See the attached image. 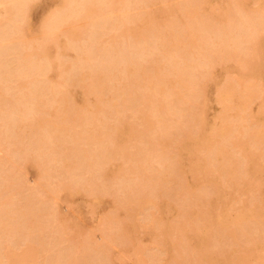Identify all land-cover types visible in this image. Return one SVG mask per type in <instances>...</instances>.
<instances>
[{
    "label": "bare ground",
    "instance_id": "obj_1",
    "mask_svg": "<svg viewBox=\"0 0 264 264\" xmlns=\"http://www.w3.org/2000/svg\"><path fill=\"white\" fill-rule=\"evenodd\" d=\"M12 1L14 0H0V4H10ZM124 1L18 0L2 10L5 26L9 24L10 28L5 34L7 37H4L1 32L5 26H0V38H2L0 40L5 39L14 43L3 47V50L0 49L3 52V55L0 52V70H3L4 67L8 68L7 71L5 68L0 73V84H2L0 103L4 106L5 111L9 108V114L15 116L16 114L18 116L17 112L19 115H26L25 105L29 104V107L31 105L33 109L29 115L39 121V126L41 125L39 129L45 127L41 123V118L48 115L53 124L48 129L52 131L53 136L48 142L44 140L45 137L38 135L26 145H21L19 142L23 137L21 131L28 126L22 117L15 118L13 123H11L12 121L5 122L1 126L0 139L11 140L13 145L17 146L16 151L21 153V156L25 155L24 158L28 160L32 158L33 161H23L17 164L18 161H13L10 159L11 157L8 158V154L0 155V197L10 196V193L5 195V192L13 190L20 192L29 190L28 194L24 195L26 198L22 197L24 200L21 198L23 203L20 200V206L15 208L16 216L19 218L11 215L6 209L16 205L13 199L0 203V206H3L0 210V233L19 237L22 236L21 230L26 236L32 230L37 229L40 232V237L22 247L2 243L0 239V264H37L39 253L43 252L46 247V235L52 237L55 243L65 238L69 244L60 256L51 255L50 257L47 253L46 257L48 258L43 261V264H89V260L92 261V257L95 255L97 260H100L98 257L101 258L100 262L103 264H115L110 257L111 251H108L111 246L104 243L102 239L105 237L106 242L115 245L117 243L115 237L120 236L125 240L122 245H120L121 242L117 244L121 249L134 246L133 241L129 242L128 239L132 240L131 230L139 220L135 219L138 214L134 217L130 212H134L133 208L135 209L138 204L143 202L153 204L152 212L149 215L150 222L145 228H148L147 233L152 237L150 240L153 242L154 239L156 245L164 249L165 255L169 257V261L165 264H230L233 260H235L234 264H246V258L250 254L255 256L254 264H264V256L255 255L258 250H264V200H258L256 196H248L243 202L240 213L236 208L233 210L235 214H228L227 203L233 200L231 198L234 197V194L229 195L226 190V194L231 197V200H227V203L225 201L221 218L213 219L210 199L206 197L205 192L199 189L195 177L189 176L192 181L188 182L186 166L182 159V154H190L194 146H199L200 149L206 151L205 153L201 152L202 156L201 154L199 156L200 151L199 153L197 151L196 163L207 161V158L213 154V150L217 151L211 159L209 170L206 173L209 175V184L222 192L226 188L233 192L240 187L244 191L251 189L248 181L262 170L256 166L255 162L257 158L261 157L262 159V155L264 158V153L258 148L264 144L263 122H261L263 126L258 123L259 128L254 126L249 130H244V126L241 128L242 122L237 124L236 120L238 119L240 122L247 118L246 115L251 112L249 102L252 106V100L260 96L259 90L260 92L264 91L261 90L264 86H260V82H257L259 86L250 82L251 79L256 82L257 79L254 76L264 73V65H262L264 62H259L264 58V34L261 35L264 33V0H257L255 8L252 7L251 0H231L226 1L225 4L219 3L217 6H214L216 2H213L215 4L211 8L214 6L216 9H209L212 12L220 9L230 21L231 19L236 21L238 27L244 30L258 31L253 32L254 34L249 38L235 35L238 34L235 32L230 40H226L224 37L233 32L230 29L231 25L218 23L219 21L217 22L213 13L208 18L207 15L206 18H203L191 12L194 18L191 25L195 26L194 32L197 34L190 37L180 33L182 29L178 27L177 23L168 26L164 31L166 33L152 25L157 23L154 16L155 10L151 3L155 0H144V3H149V5L142 6L135 2L134 14L130 18L123 19L121 4ZM180 3L182 4V2L178 4ZM210 4L208 8H210ZM179 6L177 8H180ZM92 9L93 11L101 10L104 13H100L102 17H98L104 20L103 23H110L116 29H122L121 32H130V37H132L129 41L130 46L138 40L139 36L146 33L148 36L144 44H148L149 41L153 42L148 44L144 52V56H147L148 59L142 57L145 62H143L144 60L137 62L129 55L127 56L121 47H115L114 44L101 47L100 37L96 36L92 38L90 46L79 45L78 42L81 38L79 28L83 27L79 23H83L88 18V12ZM109 12L121 14L120 19L115 21L109 18L107 15ZM184 13L188 14L187 11ZM124 20L130 26H125ZM191 21H187V24ZM61 25H64L66 29ZM88 25H90L89 22ZM96 26L99 27V24ZM57 28L64 30L69 36L64 47L61 46L63 51L60 53L58 51L61 49L57 51L59 35L50 36L51 32ZM42 32H49L48 36ZM213 32L222 33L220 36H212ZM93 53L104 55L105 59L101 64L105 62V67L103 65V68L99 69L94 66L95 69H93L92 65L88 64ZM160 54H162V58H160ZM4 55L6 57H2ZM10 55L14 57L12 60L14 63L16 62L15 64L13 61L8 62L7 56ZM165 55L167 56L165 57ZM164 58V62L172 66L170 70L172 78H169V72H161L163 68L159 65V60ZM20 60H25V65L37 66L38 72L44 75L46 87L42 86L41 89L32 90L27 86L31 84L30 73L26 72V69L20 72L15 71V66ZM3 62L8 63L7 66ZM217 66L221 67L220 70L223 72L235 70L237 77L230 78V75L228 76L226 73L225 80L223 78L213 82V85L217 84V88L223 84L226 98L222 102L219 101V105L222 106L219 108L220 114L218 112L217 114L220 116L218 121L221 123H217L219 126L214 128L211 125L210 129H213H209L210 131L207 132L209 134L205 138L203 130L207 127V112L203 103H205V91L209 87L208 83L212 80L213 74H218L216 70L214 71ZM59 78H63L67 85L64 89L58 81ZM115 82L121 84L120 89L112 84ZM10 83L15 84V87L14 85L9 86ZM217 88L214 89L217 90ZM43 89L51 97V104H56V109L52 112L45 110L46 102ZM20 104H22V108H18ZM259 110L261 111V109ZM73 111H78L80 118L70 117ZM256 111L258 110L255 109ZM211 119L213 123L217 117ZM161 120H166L172 127H166L163 134L152 138L151 133L156 130V125ZM256 122L253 121V125ZM178 126L191 130L189 137L192 139L181 141L179 138L181 128ZM135 132H140L141 135L138 136L140 141L136 144L135 151L129 152V148L126 149L127 147L125 148L123 145V138L127 141L137 140ZM169 145H174L176 148L172 154L166 150ZM43 150L45 153L40 154ZM230 150L236 151L235 154ZM148 152L160 154V162L163 165L161 170L154 171L150 166L152 161L149 162L144 158ZM197 153L193 155L196 157ZM196 163L192 162L189 165L191 172L192 166ZM51 164L56 166L54 170L67 178V181L63 178L64 181L60 182L55 189L49 190L47 198L43 200L39 194L45 188L41 186L26 189L28 188L26 186L29 185H24L28 180L24 172L29 169L34 171V184L45 182L51 172L49 171ZM131 174L132 176L136 175V184L132 183L133 185L129 189L127 187L130 185L127 184L123 192L126 194V188L128 189L126 197L117 199L118 196L120 198V195L115 197L113 191L110 190V188H115L110 185L109 181L113 178L115 181H119L126 175L130 178ZM84 175H89V177L86 176V179ZM30 180L33 181L31 178ZM124 180L121 179L119 182ZM28 182L30 183L29 180ZM149 183L155 184L160 191L156 193L154 188L155 191L150 190L151 193H154L153 195L148 196L147 192V195L140 194V187ZM70 186L75 188V192L87 195L90 202L98 203L109 195L108 198L112 199L115 207L112 209L125 213L126 217L122 216L124 220H117L116 218L119 216L114 218L115 214H113L114 217L111 214L112 216L107 220L104 218L106 225L110 226L109 222L112 219L118 222L117 226L120 224V227L118 226L120 230L115 229L118 231L117 234L103 233L106 228L105 230L101 228L103 229L102 233H97L103 234L104 237L102 238L100 235L102 239L100 238L98 241L104 245H100L101 242L93 241H96L95 238H97L93 227V229L89 227L92 231L88 230L89 228L85 230L87 231L85 235L88 237L80 239L79 224L68 216H61L57 212V201H65L71 197L67 190ZM154 186L152 185V187ZM115 191L117 190L115 189ZM20 192L18 194L22 193ZM239 192L241 193L240 189ZM180 204H183L185 208L179 206ZM65 208H69V206ZM167 210L176 213V216L173 215L175 217L173 222H169L171 219L168 222H163L167 221L163 218V212L168 213ZM102 216L104 217L103 214ZM107 216L109 217V215H105V217ZM122 217L120 216V218ZM126 219L128 220L126 221ZM117 226L114 227L118 228ZM195 243L200 244L198 249L194 247ZM140 244L143 245V243ZM139 245L131 248L132 251ZM105 246L108 247L103 248ZM120 247L117 246L118 249ZM215 249L219 250L218 256L213 252ZM172 251H174V255ZM120 252L123 254V251ZM239 252L241 256L238 257ZM140 253H144V250L138 254ZM136 254L133 253V259ZM138 258L134 259L136 264H156L149 257V260L148 258H140V260ZM119 259L118 255L115 259L118 264L121 262ZM127 259L130 261L129 257ZM93 261L91 264H96Z\"/></svg>",
    "mask_w": 264,
    "mask_h": 264
},
{
    "label": "rangeland",
    "instance_id": "obj_2",
    "mask_svg": "<svg viewBox=\"0 0 264 264\" xmlns=\"http://www.w3.org/2000/svg\"><path fill=\"white\" fill-rule=\"evenodd\" d=\"M17 1L18 0H14L10 4H8V3H6V4L5 3L4 4H0V26H5L6 25V22L4 20L5 17H4V15H2V10L8 8L13 2H17ZM226 1L229 2L231 0H155V1L151 2V3H152V5L154 7V10H155L154 11V13H155L154 16H155V19L157 20V23H154L152 25L154 27H156V28L158 27V30H160L161 32L166 33L164 31L168 28V26H170L173 23H177L178 24V27L180 29H182L181 32H180L181 34H185L186 36L188 35L190 37H194L197 34V32H194L196 30L195 29V26L194 25L193 26L191 25V23H193V19H194L193 18V14L191 12H194L197 15L202 16L203 18L204 17L206 18V15H207V18H208L210 16V14L213 13V14H215V17H216L217 22L219 21L218 23H224V24L231 25V28L230 29L233 32L227 34L226 37H224L226 40H230V37L232 38V36H233V34L235 32H238V34H235V35H240V37L241 36L242 37L245 36V38H249L250 36H252L254 34L253 32H258L256 30H252V31H250V30H244L241 27H238L237 24H236L237 22L234 21V20H232V19L230 21V19L227 16H225L224 15V12L221 11L220 9L216 10L215 12H212L211 10H209V9H216V7H214V6H217V4H219V3H224L225 4V3H227ZM251 1H252V7L255 8L256 5H257L256 4L257 3V0H251ZM135 2H137L141 6L142 5H149V3H144V0H125L121 4V7H122V13L121 14L123 16L122 17L123 19L124 18H130L134 14V3ZM179 2H182V4L181 3L178 4ZM213 2H216V4L213 3ZM209 4L211 5L210 8H208ZM213 4H215V5L213 6V8H211ZM177 6H179L182 9L177 8ZM177 9H179V10H177ZM183 9H184V11H182ZM92 11H93V9L88 12V15H89L88 18L85 21H83V23H86L87 25L86 24H83L82 22L79 23V24H82L83 25L82 28H79V30H81V33H80V37L81 38H80V40L78 42L79 45H81L83 47L90 46L89 44L91 43L92 38L94 36H96V37H100V46L101 47H107V46H111V44L112 45L114 44V45H116L115 47H121L122 50L125 51V53L127 54V56L129 55L133 60H135L137 62H142L144 60L143 58L148 59V58H146L147 56H144L145 55L144 52L146 51L145 49L148 47V44L149 43L151 44L152 41L151 42L149 41L148 44H144V41L147 39V36H148L146 33H144L142 36H139L138 37V40H136L134 42V44L132 46H130L129 44H131V43L129 41H131V39H132V37H130V34H131L130 32H121L122 29H116L114 27V25H111L110 23H106V22L103 23L104 20L98 18V17H102L101 14H104L103 12H101V10H97L98 12L96 10L93 11V12ZM186 11L188 13L187 15L184 13ZM121 14L115 13V12L114 13L113 12H109V14H107V15H109V18H111V19H113V20L116 21V20H119L120 19ZM94 20L97 23H95ZM183 21H185V22H183ZM187 21H191V22H189L187 24ZM88 22L90 23V25H88ZM97 24H99V27L96 26ZM124 25L125 26H130L125 20H124ZM61 26H63L65 28L64 25H61ZM9 28H10V26L8 24L7 26L4 27L3 32H1L4 37H7L5 34L9 30ZM63 31L64 30L57 28L53 32H51V35H50V36L55 35V34H58L59 35L58 42H57V46L59 47V49L57 48V51L60 50L62 47H64V45L69 40V38H68L69 36H67L66 35V32L65 31L63 32ZM48 33L49 32H42V34H45L46 36H48ZM221 33L222 32H213L212 33V36H220ZM263 34L264 33H262L261 35H263ZM89 37H90V39H89ZM0 39H2V38H0ZM159 42L161 43V40H159ZM13 43L10 42V41H7L5 39L0 40V49L3 50L5 47H8V46H10ZM62 49L60 51H58V53H60L61 51H63ZM2 50H0V52ZM2 53L3 52H1V54ZM263 53H264V50H263ZM103 56L104 55H102V54L99 55V53H96V54L93 53V56H91V60H90V62L88 64L89 65H92V68L93 69H95L94 66L98 67L99 69L105 67V62H104V64H101V63H103V60L105 59V57L103 58ZM166 56L167 55H165V57ZM2 57H6V56L4 55ZM162 57H163L162 54H160V58H162ZM7 58L9 60L8 61L9 63H11V61L14 60L13 59L14 57L12 55L7 56ZM164 60H165V58L162 59V60H159V65L163 68V71H161V72H164V73L169 72L168 76H169V78H172V74H170V70H171L172 66L170 64H166L164 62ZM3 61H6V60H3ZM67 62H66V64L69 63V62L68 63ZM143 62H145V60ZM259 62L260 63H263L264 62V58L263 59H260ZM13 63H14V61H13ZM4 64H6V63H4ZM7 64H6V66H7ZM25 64H26L25 63V60L18 61L17 65L15 66V71L20 72V71H24L26 69V72L28 71L30 73V75L29 74L28 75H29V80H31V84H28L27 85L30 89H32V90H34L36 88L37 89L38 88L41 89L42 86L47 85L44 82L45 81V78H44L43 73L38 72L36 65H25ZM262 65H264V63ZM5 68L6 67H4V69ZM220 68L221 67H219V66L215 67L214 71L216 70V73L218 72V74H216V75L213 74L212 80L208 83L209 84V87L205 91V98H204L205 103H203V107H204V109L206 108V112H207L206 113V119H207V125L206 126L207 127H205V129L203 130V135H204L205 138H206L207 134H209L207 132H209L210 130H212L214 127H217V125L219 126V124L221 123L220 121H218V119H219L220 116L217 114V112L218 113L220 112L219 108H221V106H222V105L220 106L219 103L222 102V101H224L225 98H226V90L223 87V84L220 85L221 87H218L217 88V84L216 85H213V82L215 80L220 81V80H222L224 78V76L226 77L227 75L228 76L230 75V78H232L234 76L237 77V74H236V71L235 70L234 71H230V72H223L222 70H220ZM7 69L8 68H6L5 70L7 71ZM3 70H0V73ZM226 73H227V75H226ZM231 74H232V76H231ZM258 77H259V79H258ZM254 78L257 79L256 82H253L254 79H251L252 81H250V82L256 83L257 85L260 82V86H264V73H262V74L259 73L258 75L254 76ZM224 80H225V78H224ZM58 81L61 83L63 89L67 86L63 78H59ZM10 84H9V86H13L14 85V87H15V84H11V85ZM112 84L113 85L115 84L117 89H120V87H121V84L120 83L115 82V83H112ZM1 86H2V84H0V87ZM14 87H10V88H14ZM45 87H43V88H45ZM214 88L215 89L217 88V90H215ZM238 89H239V87H238ZM260 89H261V87H260ZM32 90H29V91L31 92ZM43 90H44L45 95L43 94ZM43 90H42V92L41 91L40 92L42 93V96L44 95V101L46 102V108H45V110L46 111H49V112H52V111H54L56 109V104H51V102H50L51 97L45 92V89H43ZM261 90H264V87H262ZM215 91H216V94H215ZM259 95H258L259 96L258 98L256 97L258 99V101H255V100H257L256 98L252 100V104H253L252 106H251V104L249 102V105L251 106V107L249 106V109L251 108L250 109L251 112L248 110L250 113H248V115H246L247 118L244 119L246 121L242 120V121L239 122L238 119L236 120V123L237 124H240L242 122L241 123V128H242V126H244L245 127L244 130H249L251 127H254V126L256 127L259 124H260V126H263V124H264V113H262L264 111V108H263L264 107V103H263V101H264V91H261L260 92V90H259ZM97 100H98V98H97ZM262 103H263V105H261ZM257 105H259V106H257ZM261 106H263V107H261ZM257 107H259V108L257 109ZM18 108H22V104H20V106ZM25 108H27L26 109L27 111L25 110V114L26 115H19V112L16 111L18 113V116H17V114L15 116L13 114L12 115L9 114L10 113L9 112V108L5 111L4 106L0 103V130L2 129L1 128L2 124H4L5 122H8L9 123V122L12 121L11 123H13L15 121V118L17 119L19 117H22V119L26 121V124L28 126H26L21 131V134L23 135V137L19 140V142L21 143V145H24V144L26 145V143L31 142L32 138L33 139L37 138L38 135H40L41 137H45L46 139H44V140H46V141H48V140L51 141V136H53V135H52V131L50 129H48V127L53 126L52 120L49 119L48 115L43 116L41 118V123L45 127H44V129H39L40 126H41V125L39 126V121L35 120L34 118H31V116L29 115V113L32 112L31 110L33 109V107H31V105L29 107V104H28L27 106L25 105ZM255 109L258 110V111H256L258 113L255 112ZM259 109H261V111ZM252 112H253V114H252ZM70 117H75L77 119V118H80V114H79L78 111H73L70 114ZM97 117H98V115H97ZM99 117H100V115H99ZM216 117H217V120H215V122L212 123V119L211 118H214L215 119ZM231 121H233V120H231ZM253 121L254 122L257 121L255 125H253L254 124ZM109 122H112V121H109ZM261 122H263V124H261ZM217 123H219V124H217ZM243 123H244V125H242ZM211 125L213 126L212 129H210V126ZM29 126H31V127H29ZM166 127H172V125H169L166 120H161L156 125V130L153 133H151V137L154 138V137H157L160 134H163V131H164V129ZM178 127L181 128L179 130V138L181 139V141H189V140L192 139V138L189 137V134L192 132L191 130L187 129V127H185V128L184 127H180V126H178ZM75 129L78 130L77 127H75ZM38 130H40V131H38ZM140 135H141L140 132H135V136H136V139L137 140H133V141H127L126 139L123 138V143H124L123 145L125 146V148L127 147L126 149L129 148L128 149L129 152H134L135 151L136 144L140 141V138L138 137ZM196 147L198 148L199 146H194L193 149H192V152L190 154H182L183 155L182 156V159L184 160V163H185V166H186L185 167L186 177L188 179V182H191L192 181L191 178L192 177H195L196 180H197V184H198L199 189L202 190L203 192H205L206 193V197L208 199H210V210H211V215H212V218L213 219H220L221 218V214L223 213V205H224L225 201L227 203L228 201H230L231 199H233L231 202L227 203L228 204L227 205L228 208H226V209H227V213L228 214H235V213H233V210H235L237 208V209H239V213H240L241 208L243 206V202L246 200V198L248 196H256L258 200H261V201L264 200V158H263V155H262V159H261V157L256 159V162H255L256 163V166L262 168V170L259 171L257 174H255L252 178L250 177L251 179L249 178L250 180L248 181V184H249V187L251 188V189H249L250 191L247 190L249 192L244 191V190H241V187L239 188L240 191H241V193L239 192V189H235L234 190L235 193H234L233 190L228 189V188H226L224 190V192H222L220 190H216L215 188H213L209 184V182H208L209 175H208V173H206V171L209 170L210 161L216 155L217 151L213 150V154L210 157L207 158V161H205V162H201L200 161V162H197L196 163V160L195 159L198 158L199 151H200L199 156H200L201 152L203 153V151H204V149H200V147L197 149ZM258 148H260L261 152L264 153V144H262ZM236 149H238V148H236ZM16 150H17V146L16 145H13V142H11V140H2V139H0V155L2 154V155H5L6 156L8 154V158L11 157L10 159H12L13 161H16V160L18 161L17 164L18 163H22L23 161H29V160L33 161L32 158H29L28 157L29 160L27 158H24L25 155H22L21 156V153L17 152ZM166 150L168 151V153L172 154V153L175 152L176 148H175L174 145H169ZM194 151H196V152H194ZM197 151H198V153H197ZM8 152L10 153V155H9ZM205 152L206 151H204V153ZM230 152L233 153V154H235L236 151L230 150ZM43 153H45V150H43V151L40 152V154H43ZM194 153H197L196 157L193 155ZM148 154H150V155H148ZM159 155H158V153L156 155L155 152H148L144 156V158L147 159L149 162L152 161V164L150 163V166L152 167V169L154 171L155 170L156 171L157 170H161L163 168V165L160 162ZM202 155L203 154H201V156ZM1 159H2V156H1ZM187 159H188V161H187ZM119 160H121V159H119ZM119 160H118V162H119ZM193 160H195V161H193ZM192 162H193V164L194 163H196V164L192 166V172H191V169L189 168V165L192 164ZM52 164L49 167V169H50L49 171H51V172L49 173V177L45 180V182H40V183L38 182L37 184H34L33 183L34 180H35V173H34V171L32 169H29L27 172L26 171L24 172L27 175V179L30 181V183H29L28 180H27V182L24 184L25 186H26V184L29 185V186H26V187H28L26 189H29L31 187L32 188L33 187L39 188L41 186H43L45 188V190L42 193L39 194V196L43 200L47 198L49 190L55 189L56 186L60 182L64 181L63 178L65 179V181H67L66 180L67 178H65L63 175H59L54 170V168L56 166H53ZM215 164H217V162H215ZM187 169H188L189 173H188ZM194 169H195V171H194ZM25 174H24V178L26 177ZM133 175L134 176H132V174H131L132 177H130V178H128L129 177L128 175H126V177L124 176V177L121 178V179H125L127 182L125 180L122 181V182H119L121 179L120 180L118 179L119 181H117V180L115 181L114 178L109 181L110 182V185H113L114 187L113 186L112 187L117 190V191H115V189H111L110 188V190L113 191L115 197H117V195H120V198L118 196L117 199L125 198L126 197L125 195L127 194V191L129 189V187H131L133 185L132 183L136 184L137 178H136V175L135 174H133ZM86 176H87V178L89 177V175H84L85 178H86ZM189 176H191V178ZM30 178L33 181H31ZM132 178H134V179L132 180ZM135 178H136V181H135ZM24 180L26 181V179H24ZM32 183H33L34 186L31 185ZM127 184L130 185V186L127 187L126 186ZM120 185H122V186L120 187ZM152 185L154 186L155 184L149 183L148 185H145V186L143 185V187L141 186L142 188L140 187V189H139L141 191L140 194H144L145 193L147 195V193H148V196L153 195L154 193H151L152 191H150V190H153V191L156 190L157 191L156 193H158L160 190L158 191V189L156 188V185L154 187H152ZM125 187L128 188V189L126 188V194L123 193L125 191ZM146 187H148V188L146 189ZM121 188H124V189H121ZM154 188H155V190H154ZM141 189H143V190H141ZM23 190H25V189H23ZM67 190H68L69 195H71V197L67 198V200H65V201H57V204H56L57 205V212H59V214L61 216H68L72 220L76 221L77 224H79V226H80L79 231L81 233L80 239H83V237L84 238L88 237L87 235H85V234H87V233H85V232H87L85 230L87 228H89V227H91V228L93 227L94 228V231H96L95 232L96 233V236L95 235L94 236L97 237V238H95L96 241L93 240L94 242H98V243L101 242V241L99 242L98 240L101 237L103 238L104 236H102L103 234H100L101 235V237H100V235L97 234V233L98 232L99 233H102L103 229L105 230V228H106V230L103 233L109 232V234H114V233L117 234V232L120 230L119 229L120 224H118V226H119L118 227L117 226V223L118 222H116L115 219H112L109 222V224H111L110 225L112 227L111 228L109 225H106L107 223L105 221L108 218H110V216H112L113 214H115V217L113 215L114 218H116L117 215L119 216L118 218H116L117 220H122V219L124 220L123 217H126V216L124 215L125 213L123 211L117 210V209H112V208H115V207H114V204L112 202V199L111 198H108L109 195L106 196V198H104L100 202L96 203V202H90L89 197L87 195L79 194V193H77V191L75 192V188H73V186H70ZM226 190H228V194L229 195L230 194H234L233 195L234 197L231 198L228 194H226L227 193ZM28 191L29 190H25L23 192L21 190L22 193H26V194H23V195H22V193L20 191H17V190H13V191H10V192H5V195H6V193H10L11 195L10 196H7L6 195L7 197L6 196H4V197L2 196L3 199H2V197H0L1 198L0 203L1 202H6L8 199H13V202L16 205H13L11 207H7L6 209L9 210V212H10L11 215H15L16 216L17 213L15 211V208L17 209V206H20L19 204L24 200L23 199L25 197L24 195H27L28 194L27 193ZM19 192L21 194H18ZM236 193H237V195H236ZM244 193H246V194H244ZM21 198L23 200H21ZM223 198H224V200H222ZM20 200H21V202H20ZM88 203H89L90 206L88 205ZM66 206L67 207L69 206V208H65ZM179 206L185 208V206L183 204H180ZM92 207H94V208L92 209ZM152 207H153V204L152 203H145V202H143V203L138 204L135 207V209L133 208L134 212H132V211L130 212L131 214H133L134 217H136V215L138 214L137 215L138 217H136L135 219H137V221L138 220L139 221L137 223V221L135 220L136 223H137V225L131 230V238H132V240H130V239H128V240H129V242H132L133 241V245L134 246L139 245L140 243H143V245L140 244L141 247H139L140 245L138 246L140 248V251H139L138 247H136V249H138V250L135 249L136 250L135 251L133 249V251H135V252H133L131 248H133L134 246H132V245H131L132 247L130 246V248H127V249H125V248L123 249L122 248L121 249L120 245H122L125 240L123 238H121L120 236L119 237H115V242H117V243H115V242L114 243H115L116 246L113 245V244L111 245L108 242H106V240H104L105 237L103 239L101 238L102 241H104V243H106V244H108V245L111 246V247H109L108 251L109 250L111 251L110 252V257H111V259L113 260V262L115 264H118L117 263V260H115L118 255H119L120 259L122 257L125 259V260L123 258L121 260L119 259L121 261V262L118 261V262H120L119 264H122V263L123 264H132V263L133 264H136L134 259L137 258V257H139L138 258L139 260H140V258L141 259H143V258L144 259H147L149 257V258L152 259V262H154L156 264H165V263H167L169 261V257L167 255H165V252H164L165 250L162 249L161 247L157 246L156 243L154 242V239H153V242L150 240V239H152V237L147 233V229L148 228H145V227H148V223L150 222L149 221L150 220V216L149 215L151 214L150 212H152L151 211L153 209ZM2 208H3V206H0V210ZM109 208H110V210H109ZM90 211H91V213H90ZM92 212H94V213H92ZM89 213H90V215H88ZM134 213H136V214H134ZM102 214L104 215V217L102 216ZM105 215H109V217L108 216L105 217ZM173 215L176 216V213L174 211H168V213L167 212H163V218H165V220H167V221H163V222H168L170 219L171 220L169 222H173L174 221V218H175ZM90 216H91V220H90ZM120 216L121 217L123 216V217L120 218ZM16 218H19V217L16 216ZM147 218H148V221H147ZM127 220L128 219H126V221ZM114 221H115V223H114ZM98 222L100 223V225H99ZM164 224H166V223H164ZM100 226H102V227H100ZM114 226L115 227L117 226L118 228H115ZM113 227H114V229H113ZM156 227L158 229V226H156ZM91 228H89L88 230H91L92 231L93 228L92 229ZM101 228H103V229H101ZM98 229H99V231H97ZM115 229H117L118 231L115 230ZM21 234H22V236L16 237L17 235L16 236L15 235H6V234H3V233H0V239H1L2 243H7L9 245L12 244V246L14 245L15 247L16 246H19V247L21 246L22 247L25 244H27L29 242H32L35 239L37 240L40 237V232L37 229L32 230L30 232V234L28 233L29 235L27 234L26 236L24 235L23 231L21 230ZM88 235H90V233H88ZM26 237L28 238L29 241L27 240ZM121 239H123V241H120ZM128 240H127V242H128ZM45 241L44 242H45V246L46 247L43 250V252L39 253V255L37 257V262H38L37 264H43V261L48 258V257H46V254L47 253H48L47 255H50V257H51V255L52 256L53 255L60 256L64 252V249H66L65 247H67V245L69 244V241L66 240L65 238H63L59 242H56L55 243L54 240H53V238L52 237H48L47 235H46ZM137 241L138 242L141 241V242L138 243ZM34 242L36 243V241H34ZM119 242H121L120 245H117ZM127 242L125 243L126 245H127ZM100 245H104V244H102V242H101ZM117 246L120 247V248L118 249ZM107 247L105 246L103 248H107ZM194 247L198 249V247H200V244L195 243V246ZM141 250H144V253H142L143 255L141 253H140L141 255L138 254L139 252H141ZM47 251H49V252H47ZM120 251H123V254H121L122 252H120ZM131 251H132V254H131ZM50 252H51V254H50ZM124 252H125V255H127L128 252H129L130 255L128 254L125 257ZM213 252L217 256L220 254L218 249H215ZM114 253H116V254L118 253V255L116 256V254H114ZM133 253H135V254L137 253L136 256H134L135 257L134 259L132 257ZM168 254H169V251H168ZM172 254L174 255V251H172ZM256 254H258L260 256H264V250H258V252L255 253V255ZM95 256L92 257L93 260L95 259L94 261L93 260L92 261L94 263H96V264H103V262H100L101 261V258L98 257V259H100V260H97V257H95ZM114 256H116L115 259H113ZM237 256L238 257L241 256V253L239 252L237 254ZM128 257H129L130 261L127 259ZM254 257H255L254 254L253 255L250 254L246 258V261H245L246 264H251L252 262L254 264L255 261H256ZM149 258H148V260H149ZM219 260L220 261H223L222 259H219ZM89 261H90V263H89ZM89 261H88V263L91 264L92 261L91 260H89ZM122 261H125V262H122ZM136 262H138V260ZM234 263H235V260H233V261L230 262V264H234ZM205 264H211V263H205Z\"/></svg>",
    "mask_w": 264,
    "mask_h": 264
}]
</instances>
